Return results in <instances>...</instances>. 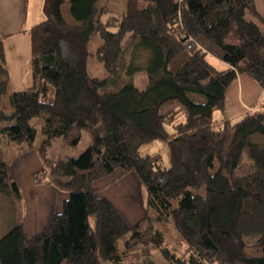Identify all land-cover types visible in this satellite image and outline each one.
I'll return each instance as SVG.
<instances>
[{
	"label": "trees",
	"instance_id": "trees-1",
	"mask_svg": "<svg viewBox=\"0 0 264 264\" xmlns=\"http://www.w3.org/2000/svg\"><path fill=\"white\" fill-rule=\"evenodd\" d=\"M67 1L76 23L63 15ZM111 2L43 1L45 19L29 31L26 89L11 90L0 39V195L22 198L2 138L19 153L38 152L35 184L69 193L41 231L28 235L21 217L13 224L0 238V264H156L154 251L169 264H264V144L252 139L264 138V102L223 117L239 74L264 92V17L255 0H124L119 15ZM138 54L147 59L146 87L107 90ZM90 57L108 78L90 75ZM84 133L91 142L79 156L49 155L55 139L73 148ZM158 140L168 166L141 152ZM118 169L137 173L147 189L136 222L95 187ZM248 238L261 255L245 252Z\"/></svg>",
	"mask_w": 264,
	"mask_h": 264
},
{
	"label": "crops",
	"instance_id": "crops-1",
	"mask_svg": "<svg viewBox=\"0 0 264 264\" xmlns=\"http://www.w3.org/2000/svg\"><path fill=\"white\" fill-rule=\"evenodd\" d=\"M43 1L0 0V39L4 42L10 85L11 83L14 85V88L11 87L12 91L26 89L32 83L29 31L32 26L45 18L42 13ZM255 4L258 12L264 17V0H255ZM23 82L29 85L23 87L21 86ZM263 102L264 92L261 86L248 74H239L226 92L223 117L225 119L237 118L248 111L257 109ZM158 141L155 142L158 148H155L152 153L144 154L142 148L141 152L144 156L160 159L168 166V146L165 142ZM42 169V160L35 149L18 153L16 160L11 163V175L19 186L22 197L24 195L22 203L21 201L19 202L23 206L25 214L23 225L28 235H33L50 225L53 216L62 211L63 203L69 195L68 192L60 190L54 185L35 184L32 175L37 170ZM112 175L95 182V187L100 195L108 197L104 193L106 188L113 185L118 178L126 174L121 171L116 178H113ZM108 198L114 203L111 197ZM118 208L121 209L120 207ZM126 216L129 218L127 214ZM37 228L42 229L33 231V233L28 232L31 229L38 230ZM255 250L256 253H249L248 248H245V252L248 255L259 256L262 254V246L256 245Z\"/></svg>",
	"mask_w": 264,
	"mask_h": 264
},
{
	"label": "rangeland",
	"instance_id": "rangeland-1",
	"mask_svg": "<svg viewBox=\"0 0 264 264\" xmlns=\"http://www.w3.org/2000/svg\"><path fill=\"white\" fill-rule=\"evenodd\" d=\"M123 2L124 0H112L110 3L111 9L113 10V13L115 15H119L121 11L123 10ZM71 5L70 2L67 1L63 7V15L65 19L70 23H76V20L73 18L71 14ZM42 13L44 15L43 7H42ZM45 16V15H44ZM45 19V18H44ZM100 43V40L96 38L93 41L92 47L90 49L92 51H95L98 44ZM143 55L138 54L137 57H140L136 60V62H133L125 72V74L120 78V80L116 84H111L108 86L107 90L109 91H116L125 84H133L139 88H145L148 84V71H147V59L144 60V58H141ZM32 70V69H31ZM89 73L93 77H99L101 79L108 78V74L104 68L103 63L99 62L96 57H90L89 58ZM29 84H26L23 82L21 86L26 87ZM14 85L11 83L10 88ZM17 87V84H16ZM12 90V89H11ZM35 124L42 125L43 120L36 119L34 121ZM39 139H41V135L39 134ZM254 141L259 142L260 144H264V138L260 135H257L252 138ZM2 148L6 152V159L10 161L11 163L13 160H16L19 149L18 146L14 143H8V141L4 138L1 139ZM91 142V136L89 133H84L82 139L78 143L77 146L71 148L66 146L61 138H57L53 141L52 147L49 151V155L52 157H58L61 159H66L67 157L71 156H79L82 154L90 145ZM157 142V141H155ZM155 142L147 144L142 146V149L144 151V154H149L154 151V149L158 148V145H155ZM159 142V141H158ZM40 170H37L38 172ZM240 171V170H239ZM238 171V172H239ZM249 171V168L247 166H244L241 169V173H246ZM121 173V170L118 169L113 173V178L118 177ZM104 193L111 197L114 200V203L120 207L131 219V221H137L143 215L146 214L148 209L147 204V189L145 185L140 180L137 173L134 171H131L127 173L125 176L120 177L117 179V181L111 185L110 187H107ZM11 195V196H10ZM16 195L12 192H4L0 195V238L3 237L13 226L14 223H16L20 217H25V214L23 212V206L20 204L19 201L23 200L22 198L15 197ZM13 198V199H12ZM92 225H94L93 218L91 219ZM38 230H28L29 233H33V231H39L42 228H37ZM248 252L256 253L255 246L253 242L255 241L254 238H248ZM152 258L155 260L156 264H169V262L162 256V254L159 251H154L152 254Z\"/></svg>",
	"mask_w": 264,
	"mask_h": 264
}]
</instances>
